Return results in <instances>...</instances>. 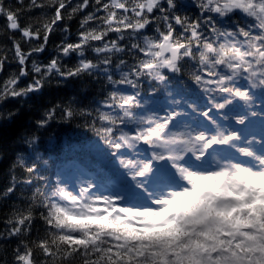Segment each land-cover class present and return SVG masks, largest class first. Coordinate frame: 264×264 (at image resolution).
<instances>
[{
  "label": "snow or ice",
  "instance_id": "snow-or-ice-1",
  "mask_svg": "<svg viewBox=\"0 0 264 264\" xmlns=\"http://www.w3.org/2000/svg\"><path fill=\"white\" fill-rule=\"evenodd\" d=\"M0 264H264V0H0Z\"/></svg>",
  "mask_w": 264,
  "mask_h": 264
}]
</instances>
